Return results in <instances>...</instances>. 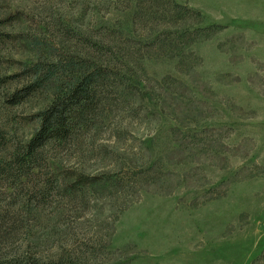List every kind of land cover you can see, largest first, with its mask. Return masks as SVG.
<instances>
[{"label": "rangeland", "instance_id": "rangeland-1", "mask_svg": "<svg viewBox=\"0 0 264 264\" xmlns=\"http://www.w3.org/2000/svg\"><path fill=\"white\" fill-rule=\"evenodd\" d=\"M0 0V262L264 264V0ZM107 71L72 143L19 177L55 83L38 62Z\"/></svg>", "mask_w": 264, "mask_h": 264}, {"label": "trees", "instance_id": "trees-1", "mask_svg": "<svg viewBox=\"0 0 264 264\" xmlns=\"http://www.w3.org/2000/svg\"><path fill=\"white\" fill-rule=\"evenodd\" d=\"M175 13L191 11L186 5L172 0ZM0 35V41H1ZM107 71L101 66L75 58L54 59L38 62L31 68L30 82L16 90L10 103L16 105L24 102L47 85L55 83L51 102L36 114L39 127L25 146L19 148L12 160L19 177L27 172H34L43 164L42 151L50 144L68 145L83 130L87 117L103 101L104 79ZM0 264H86L78 257L62 255L56 259L43 260L36 257H18L5 259Z\"/></svg>", "mask_w": 264, "mask_h": 264}]
</instances>
